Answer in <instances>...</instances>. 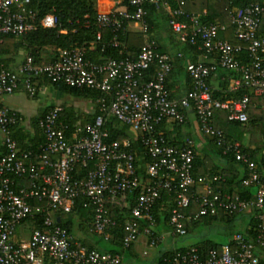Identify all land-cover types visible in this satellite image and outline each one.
<instances>
[{
  "label": "built area",
  "instance_id": "obj_1",
  "mask_svg": "<svg viewBox=\"0 0 264 264\" xmlns=\"http://www.w3.org/2000/svg\"><path fill=\"white\" fill-rule=\"evenodd\" d=\"M27 1L0 0V41L3 35L19 36L37 25L48 28L56 24L51 13L36 21L35 12L25 6ZM184 2L127 0L129 8L116 5L96 12L94 42L100 40L102 28L112 33L107 45L113 47L122 46L117 39L120 30L133 28L142 33L143 43L134 58L92 61L85 57V47L74 46L57 49L50 60L35 61L31 55H24L14 68H6L0 61V101L17 89L32 97L41 77L101 94L92 119L69 130L59 117L60 105L47 109L36 122L42 137L36 150L17 145L12 136L16 116L0 104V264H121L120 254L89 249L71 239L60 225V217L70 212L76 199L84 198L82 205L90 208L89 230L107 238L105 229L115 222L107 202L127 207V197L132 195L133 202L122 220V247L143 236L146 248H154L165 238L163 231H155L152 214L162 191L170 192L174 200L165 222L171 236L184 235L183 222L191 217L215 215L218 209L228 214L236 209L258 210L253 239L246 240L236 232L231 236L232 245L209 248L202 258L195 247L187 246L173 251L164 259L165 264H258L254 250L264 249V169L259 174L239 142L227 139L212 122L213 112L222 110L227 121L245 123L248 97H214L207 78L218 65L237 73L228 80L227 91L244 86L254 95L264 94V32L259 31L261 22L264 24V3L236 6L226 0L228 25L237 41L231 44L217 36L225 29L224 24L202 21L204 10L188 13ZM149 5L161 7L169 15L166 26L178 42L197 44L204 56H216L207 63L196 60L184 64L190 88L180 97L170 96L165 85L171 55L158 52L155 41L148 38L145 16ZM241 51L246 52V62L237 57ZM151 65L155 67L152 77L139 83L138 77ZM186 110L193 112L198 131L222 154L230 153L235 161L245 164L247 177L241 184L255 185L252 199L213 189L215 176L193 177L192 140L187 138L175 146L156 130L155 125L163 120L183 123ZM106 115L127 125L138 138L147 156L141 172L128 140L105 141L107 132L102 126ZM191 203L196 206L192 216L180 211ZM33 222L39 226L33 227ZM146 252L142 250L141 255Z\"/></svg>",
  "mask_w": 264,
  "mask_h": 264
},
{
  "label": "trees",
  "instance_id": "obj_2",
  "mask_svg": "<svg viewBox=\"0 0 264 264\" xmlns=\"http://www.w3.org/2000/svg\"><path fill=\"white\" fill-rule=\"evenodd\" d=\"M232 2L233 5L241 6L250 2L263 3V0H232ZM97 3L100 5L99 0H97ZM25 6L35 12L36 21L43 15L51 13L56 17V24L53 27L48 28L37 25L35 29L19 36L3 35L0 41V61L6 68H14L17 65L12 66L15 62V57H17L19 52H22L24 55H31L35 61L42 59L50 60L54 58L56 51L59 48L83 46L86 49L85 57L87 59L92 61H101L107 58L118 59L125 56L134 58L143 43L142 33L133 28H125L117 33V39L122 44L121 47L107 45V40L112 36V33L108 29L103 28L100 29V40L94 42V35L98 30L95 22L97 12L96 0H28ZM225 6L226 0H185L183 9L188 13H201L202 10H204L205 13L201 16V20L217 21L224 24L225 29L218 32L217 36L219 38L227 39L231 44H235L237 41L232 35L231 26L228 25ZM117 7L129 8L127 0H120ZM146 8L147 14L145 16V21L148 25V38H152L155 41V49L158 52H164L158 42V34L161 30V26L163 24L166 26V20L169 15L161 7L149 5L146 6ZM178 19H181V17H178ZM259 31L264 32V24L262 22L259 26ZM196 45L180 43L175 38L174 46L179 47L178 53L181 54L180 57L175 55V58L181 59L185 52L191 54L193 57L197 53L204 54V51L197 49ZM205 56L206 59L212 58L216 60V56L212 54L208 53ZM237 57L241 62L247 61V55L244 51H241ZM188 61L194 62L195 60ZM209 61L204 60L203 62L207 63ZM154 69V65H151L142 73L141 76L138 77V82L142 83L149 80L152 77ZM176 73L177 70H174L171 66L170 71L165 77V85L168 91L170 90L167 85V81L172 74ZM212 75L219 80V89H210L211 94L214 97L221 99H236L241 97L243 94L247 95V121L245 123L239 124L227 121L225 119V113L222 110H215L213 112L212 122L213 125L223 130L227 139L239 142L241 151L247 155L249 161L254 163L256 171L259 174H262L264 169V94L254 95L244 86H241L234 91H227L226 86L228 80L237 76V73L233 70L225 69L217 65L215 70L209 74L207 84L209 77ZM187 78L190 85V78L188 76ZM42 83L49 84L55 91L61 94L78 96L86 99L93 105L92 113L90 115H84V117L72 113L69 108L61 105L62 111L59 117L68 125V130L76 124L80 125L83 122L90 121L97 113L99 105L97 99L101 95L98 90L85 87L78 88L68 86L61 82H49L44 77L37 79V86ZM50 107L51 106L47 107L42 114ZM42 114L32 118L28 128L19 125L18 122H16L13 126L12 136L20 148L36 150L37 145L42 141L41 134L36 126L37 119ZM15 116L17 119L16 114ZM78 119L80 121H78ZM164 122L165 121L163 120L155 125L156 130L159 131L169 141V143L174 144L175 146H180L182 143L179 144L178 142L171 141L168 138V133L162 128ZM102 128L107 132L105 141L116 140L120 142L122 140H128L129 149L135 153V161L138 165L139 171L141 172L142 167L147 160V156L143 152V148L139 143L138 138H134L133 134L129 131L128 126L116 120L113 116L106 115L104 117ZM204 145L205 148L202 153L196 152V149L193 147L194 156L191 170L192 176H205L209 178L215 176L216 179L211 183L213 189L219 190L220 192H226L231 195L237 194L241 198L252 199L255 191V185L241 184L242 179L247 177V168L245 164L235 161L230 153L222 154L220 148L215 146L212 140L208 137ZM215 155L224 159L225 166L220 167L215 164V160L211 157ZM82 171L83 170H78V173H81ZM83 202L84 198L76 199L70 212L60 217V225L67 230L69 235L72 233L73 227H78L81 232L93 237L94 241H91L90 239H78L79 243L89 249L95 248L97 250H105L122 255L123 251L128 250L131 245L130 244L128 247L123 248L121 239L122 220L128 214V207L133 202V196L128 195L127 207L123 208L115 207L107 202L109 215L115 221L112 226L105 229V232L108 234L107 238H103L101 235L95 234L89 230L90 208L83 206ZM173 206L174 200L172 194L167 191H162L152 209V214L155 218V231H160L161 226H163V223L166 222L168 211ZM195 210L196 206L192 203L187 208L180 209L182 213L190 214L191 216ZM257 213L258 210L254 208H250L246 212L245 210L236 209L231 214L218 209L215 215L191 217L189 221L183 222V227L185 228L184 235L190 233L198 225L210 228L215 227L216 222H220L223 223V230H221V232L226 236L225 241L227 244L232 245L231 238L229 239V237L234 232L241 234L246 240L253 239L258 222L256 217ZM242 217H245L244 224H242V226H238L235 221L242 219ZM74 221H77L78 224L74 225ZM31 225L33 227L39 226L37 222L31 223ZM199 238L200 239L189 246L195 247L201 258L204 257L207 249L213 247L219 249V247L224 244L222 242L212 240L207 235L200 234ZM98 242H101L106 246L100 248ZM94 244H97V247H94ZM186 247L161 250L155 257L154 263L165 264L164 259L171 255L173 251L184 250ZM254 252L257 256L258 264H264V249L255 248Z\"/></svg>",
  "mask_w": 264,
  "mask_h": 264
},
{
  "label": "crops",
  "instance_id": "obj_3",
  "mask_svg": "<svg viewBox=\"0 0 264 264\" xmlns=\"http://www.w3.org/2000/svg\"><path fill=\"white\" fill-rule=\"evenodd\" d=\"M110 1L111 0H107V3L103 4L104 7L99 6V4L96 3L97 12L106 11L110 7L118 5V3L120 2V0H114L113 3H110ZM168 33L169 31L167 30L165 24H163L158 34V42L161 45V48L164 50V52L171 55L173 61L172 67L174 70H177V73L172 74L167 81V85L170 90L169 91L170 95L176 98L182 96L190 88L189 80L184 71V64L188 60L209 61L212 58L206 59V56H204L203 53H197L193 57L191 54L187 52L183 54V57L181 59L175 58V53L179 52V47L174 46L175 44L174 35ZM23 55L24 54L22 52H19L17 57H15V62L12 66H15L21 60ZM218 83L219 80L215 76L212 75L209 77L208 84L210 89L218 90L219 89ZM48 86L50 85L47 83H42L38 85L35 94L32 97L27 96V94L22 89H17L10 94L4 95L1 98V104L4 107H6L9 111L14 112L17 115L18 124L24 126L25 128H28L30 126V121L32 118H34L35 116H39L47 107L53 105H60V106L62 105L66 108H69L72 113L76 115H80L81 117H84V115H90L92 113L93 105L88 100L78 96L61 94L55 91L52 87H51L52 90L48 96L51 99L49 103L41 102L40 95L41 98H48L47 95H45V89ZM77 101H85L87 102L88 105L85 106V109H78V107L74 106L75 102ZM185 116L186 118L183 123L177 125L169 121H165L164 124L162 125V128L164 129V131L168 133V138L171 141L178 142L179 144L182 143L183 140L190 138L193 142V147L196 149V152L202 153V151L205 148L204 144L207 137L202 135L198 131L197 122L191 110H186ZM78 121L80 120L78 119ZM1 149L2 148L0 144V152ZM211 157L213 160H215V164L219 165L220 167L225 166L224 159L220 158L217 155ZM244 218L245 217H242V219L235 221L238 226H242V224H244V220H245ZM73 224L76 225L78 223L77 221H74ZM214 228L218 231L223 230V223L216 222ZM160 231H163L165 233V238L156 247L146 248L144 237L139 236V238L130 245L128 250L123 251V254L121 255L122 258L121 263L122 264H155L154 259L161 250L174 249L177 247H186L198 240L197 239L196 241H191L189 243L182 245L176 244L175 241L176 236H171L168 233V226L165 222L163 223V226H161ZM234 233L230 235L229 239ZM70 236L71 239L75 241H78V239H90L91 241H94L93 237L84 234L83 232H81V230H79L78 227H73ZM195 236L198 237L199 234L196 233ZM211 239L218 242L226 243V241H219L213 238ZM94 247H97V244H94ZM144 249H146L147 251L146 255H141V251Z\"/></svg>",
  "mask_w": 264,
  "mask_h": 264
},
{
  "label": "rangeland",
  "instance_id": "obj_4",
  "mask_svg": "<svg viewBox=\"0 0 264 264\" xmlns=\"http://www.w3.org/2000/svg\"><path fill=\"white\" fill-rule=\"evenodd\" d=\"M114 0H111L110 3H113ZM97 3V0H96ZM100 5L99 6H103V4L107 3V0H99ZM164 34V33H163ZM51 86H48L45 89V95H47V97L49 96L50 92H51ZM51 99L48 98H41L40 95V101L41 102H45V103H49ZM87 102L85 101H77L75 102L74 106L78 107V109H85V106H87ZM262 211H264V203H263V207H262ZM198 233L199 235H207L208 237H211L213 239L219 240V241H225L226 236L223 235V233L221 231L216 230L214 227H210V228H206L203 225H198L197 227H195L190 233L186 234L185 236H176L175 241L176 244H186L189 243L191 241H196L197 239H199V236H195V234ZM99 247H105L106 245L98 242Z\"/></svg>",
  "mask_w": 264,
  "mask_h": 264
}]
</instances>
